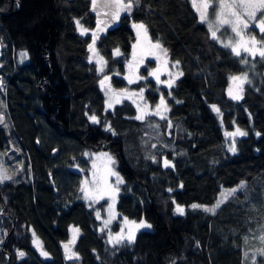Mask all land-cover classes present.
I'll list each match as a JSON object with an SVG mask.
<instances>
[{
	"label": "trees",
	"instance_id": "16d2710c",
	"mask_svg": "<svg viewBox=\"0 0 264 264\" xmlns=\"http://www.w3.org/2000/svg\"><path fill=\"white\" fill-rule=\"evenodd\" d=\"M132 21L180 67L168 88L139 83L150 103L163 99L159 120L138 118L127 99L105 108L100 74L87 59L91 37L78 32L96 26L91 0H0V153L10 172L0 180V264H242L243 235L259 221L252 209L264 213V188L254 199L241 189L213 213L189 205L212 203L222 186L264 180V85L229 99L228 78L243 67L210 38L190 0H138L94 41L114 88L126 86ZM233 128L231 153L224 133ZM86 150L113 156L122 178L118 213L151 229L119 243L97 230L93 209L74 198L79 174L71 167L85 164ZM174 202L184 213L173 212ZM104 204L96 207L103 212ZM70 225L78 230L74 260L60 247Z\"/></svg>",
	"mask_w": 264,
	"mask_h": 264
},
{
	"label": "rangeland",
	"instance_id": "374dc122",
	"mask_svg": "<svg viewBox=\"0 0 264 264\" xmlns=\"http://www.w3.org/2000/svg\"><path fill=\"white\" fill-rule=\"evenodd\" d=\"M92 10L97 17L96 26L92 30L78 27L80 34H89L91 41L87 47L88 61L94 63L99 78V87L104 96L105 108H110L122 99L131 101L137 110V117L147 119L149 117L161 119L165 117L166 107L159 96L155 104L145 99L143 93L145 86L139 85L145 79H150L156 86L169 87L180 76L181 71L176 60H170L166 51L159 42L149 39L145 26L140 22L130 23L135 40L130 51V58L125 63L123 80L126 86L114 88L109 83V78L102 75L105 61L97 53L94 41L97 36L108 26L115 22L116 17L128 13L138 0H91ZM199 22L208 30L209 36L217 44L228 49L238 58L243 70L240 73L230 75L228 78L226 95L229 99L237 100L244 86L257 89L264 85V0H190ZM22 53L18 60H23ZM145 68V75L140 72ZM4 109L0 104V123L4 125ZM155 121V120H152ZM150 127L157 133L158 125ZM241 133H244L241 131ZM239 131L233 128L231 132H225V145L236 152L235 138ZM154 145V142H153ZM0 153V180L10 176L9 169L1 160ZM81 160L71 168L79 174L76 178L74 198L82 200L93 209V214L98 220L97 230L104 233L110 243L129 242L140 230L151 229V224L144 218L131 219L120 215L116 209V201L122 178L116 169L113 156L106 151L86 150ZM88 163V164H87ZM74 188V187H73ZM72 188V193H73ZM247 189L248 199H254L260 190L263 191L264 180H258L252 184L242 182L235 186H222L212 203L193 202L189 207L200 208L208 213H213L229 197ZM264 196V195H263ZM103 201V212L96 205ZM186 206L173 203L175 214L184 213ZM252 209V208H251ZM254 225L243 235L242 264H264V213L253 208ZM117 223V229L113 225ZM69 236L66 242H74L78 230L70 225ZM31 243L42 257L47 256L43 251L36 234L32 235ZM23 251H18V257H23ZM77 254L71 249L65 252L66 259H77ZM78 264V263H71Z\"/></svg>",
	"mask_w": 264,
	"mask_h": 264
},
{
	"label": "water",
	"instance_id": "95a60500",
	"mask_svg": "<svg viewBox=\"0 0 264 264\" xmlns=\"http://www.w3.org/2000/svg\"><path fill=\"white\" fill-rule=\"evenodd\" d=\"M60 247H61V249L63 250V251H69V250H71V249H73V247H74V242H62L61 244H60Z\"/></svg>",
	"mask_w": 264,
	"mask_h": 264
}]
</instances>
